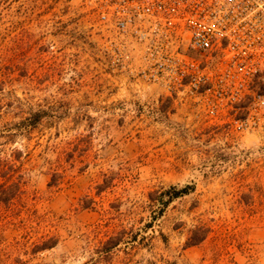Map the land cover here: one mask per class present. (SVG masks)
Here are the masks:
<instances>
[{"label":"rangeland","instance_id":"374dc122","mask_svg":"<svg viewBox=\"0 0 264 264\" xmlns=\"http://www.w3.org/2000/svg\"><path fill=\"white\" fill-rule=\"evenodd\" d=\"M107 40L80 0H0L1 172L22 177L0 190V264H264V138L112 70Z\"/></svg>","mask_w":264,"mask_h":264},{"label":"built area","instance_id":"2783aa9c","mask_svg":"<svg viewBox=\"0 0 264 264\" xmlns=\"http://www.w3.org/2000/svg\"><path fill=\"white\" fill-rule=\"evenodd\" d=\"M110 68L211 127L264 138V0H80Z\"/></svg>","mask_w":264,"mask_h":264},{"label":"trees","instance_id":"16d2710c","mask_svg":"<svg viewBox=\"0 0 264 264\" xmlns=\"http://www.w3.org/2000/svg\"><path fill=\"white\" fill-rule=\"evenodd\" d=\"M42 120H43V115L40 112H34L30 114L28 118L15 124L16 132L20 133L21 135H25L29 133L30 131L35 130L41 124ZM17 161H19V158H15V157H13L11 161H7L5 165L9 167V169L11 170L10 172L4 173V172H1V167L3 166L4 162L1 161L0 159V190H3L4 188H6L5 194L7 197L3 200L5 202L11 199H15V194L13 193V191H16L19 188L21 180H22L21 175H19L18 173L14 172V170H12L14 166L13 162H17ZM192 191H193V186L186 185L181 188L169 187L163 190L162 192H160L157 198L155 199V202L157 205V212L155 216L151 219L150 223H153L157 221L158 219H160L164 211L166 210V208L173 201L189 195L190 193H192ZM9 197H12V198H9ZM3 201L2 203H4ZM148 228H151V226H148ZM119 241L120 240L118 238L116 239L114 238L115 245H117ZM55 245H56V242L49 240V243L47 242V244H45L44 247L41 249L42 250L51 249ZM102 249L105 250L106 248L102 247Z\"/></svg>","mask_w":264,"mask_h":264}]
</instances>
